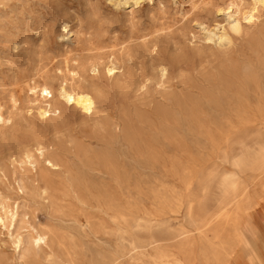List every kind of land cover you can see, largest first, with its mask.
Wrapping results in <instances>:
<instances>
[{"label":"rangeland","instance_id":"1","mask_svg":"<svg viewBox=\"0 0 264 264\" xmlns=\"http://www.w3.org/2000/svg\"><path fill=\"white\" fill-rule=\"evenodd\" d=\"M116 1L0 0V168L14 139L42 130L89 179L49 205L31 192L17 194L0 177V197L18 204L11 231L25 240L33 227L52 234L50 247L25 262L0 226V264H165L174 257L190 264H264V227L260 240L243 246L233 244L229 221L200 227L219 209L234 207L222 203L224 180L247 184L254 201L264 197V170L257 168L264 159V96L257 91L264 85V43L250 39L264 27V5ZM233 19L241 29L231 33L227 49L214 47L199 26L220 32ZM66 58L80 65L95 58L101 68L96 75L79 72L71 82L61 74ZM110 58L123 65L122 74L107 72ZM61 85L105 96L81 109ZM46 101L65 114L56 130L55 113L44 121L38 115ZM8 116L12 123H2ZM239 158L251 163L236 165ZM245 225L237 232L249 238ZM161 253L167 256L160 260Z\"/></svg>","mask_w":264,"mask_h":264},{"label":"bare ground","instance_id":"2","mask_svg":"<svg viewBox=\"0 0 264 264\" xmlns=\"http://www.w3.org/2000/svg\"><path fill=\"white\" fill-rule=\"evenodd\" d=\"M116 2L118 5H121L122 3H126V0H118ZM257 2L264 5V0H257ZM67 22H63L61 24L63 31H65L66 33L70 31V29H68L70 27L69 26L70 24ZM230 22L232 23L230 24ZM199 26L204 31L205 34L204 37L206 38L207 41H212L214 45H216L214 47L218 46L219 48H224V49H227L232 45L234 37L231 36V33L233 34L239 33L241 29V27H239V24L237 21H235V19L229 21L228 30L222 27V31L220 32H218L214 28L208 29L201 23H199ZM250 39L252 42L256 44L264 43V27H260L257 31L252 33ZM226 60L230 62V58H226L225 61ZM231 67L234 68V65ZM100 68H101V62H99L95 58L94 59L91 58L87 60L85 63H82L81 65L75 59L73 60L72 58H66V60L63 63V70L61 71V74L65 78L70 79L71 82H74L80 79L79 72L84 73L87 71V72H91L93 75H96L100 71ZM121 68H123V65H121L120 62H118L116 59L113 58L108 59L107 67H106L107 72L113 75H120L123 72L120 71ZM164 70L165 68L163 67L162 71ZM260 85L261 86H257L258 88L257 91L260 98L262 99V96H264V91H262L264 90V85L262 84ZM37 87L38 86L35 84L31 86L32 90L34 91L36 90ZM60 90L62 95L67 100H73L75 105L79 106L81 109L89 108L91 105H93V103L96 100H101L105 96L101 90H91L87 88L75 89L71 87V89L68 92L66 88H64L63 85H61ZM43 91L46 90L44 89ZM8 101L11 104V106L13 107L16 106L17 99L14 94L10 95V100L8 99ZM51 113H55V116H53L55 118L52 119V126L54 127V129L56 130L57 128L62 127L65 120V114L60 108L50 104L47 101L45 102L44 105L38 106V115L39 117H41V120L43 119L46 120L50 118ZM0 118H1V113H0ZM5 121L6 122L10 121L12 123V117L8 116L7 119L1 120L2 123H5ZM52 146L53 144L48 142L47 135L42 130H29L25 132L23 138L14 139L13 142L10 144V146L7 148V150L4 152V159H5L4 168H0V177L5 178L6 180L5 183L7 185H10L11 188L17 194L31 192L35 194L40 201H43L49 205H52L55 202V200H58L57 202H59L60 200L63 201L65 197L69 196V193L71 191L75 192V186H78L80 184L87 185L89 183V179L87 178L86 172L84 170H82L80 167L76 165H72L71 163H67L65 161L66 160L64 156L65 153H61L59 149L55 147L53 148ZM84 152L86 153V155H90L91 153L87 150H84ZM261 152L264 153V149H262ZM91 155L94 158H99V159L102 158L105 161L107 159H110L108 153H101V154L94 153ZM262 155L259 156L264 158V156ZM249 160L246 158H239L235 160V164L249 165L248 163H251ZM85 168L91 171H98V172L100 171V169L94 166H87ZM257 168L260 170H264V159H262L261 163L258 164ZM262 173L260 172L259 174L262 175ZM222 184L227 188V193H224L225 197L222 203L224 205L234 204V207L231 210L224 207L219 209L218 211L210 215L208 219L201 221L200 227L209 228V226L210 227L213 226L214 223H220L221 221L222 222L229 221V227L233 231V234H231L232 237L230 238L233 239L234 242L233 244H235V246H243L246 244H250V241L251 243H253L257 240H260L259 228L264 227V212H261V205L262 207H264V197L261 198L262 200L254 201L251 197L253 195L250 196L247 191V187H246L247 184L244 185L242 183L241 185H239L233 179L224 180ZM223 185L221 187H223ZM261 189L262 191H264V185H262ZM17 207L18 204L16 202L9 204L5 201L4 198L0 197V226L7 228L9 232L8 236L11 238L13 248L16 254L19 256L20 259H24L26 262L27 259L35 256L38 253V250L46 247H50L52 234L48 230L34 228V227L32 228L29 239L27 240L23 238L21 233L14 234L10 228L14 225V222L17 218ZM118 213H119V220H118L117 231H121V229L124 227L123 212L119 211ZM86 221L88 225L91 223L89 217H86ZM243 223L246 224L245 225L246 229H248L251 234L249 238L245 237L242 234L240 235V233L237 232V229ZM226 243L224 245H226ZM229 243L231 244V241ZM258 246L259 245H257V247ZM221 247L223 248V246ZM165 256L167 255L161 253L158 256V258L161 260ZM242 258L243 257L241 256V259ZM262 263H264V260H262ZM165 264H190V263L186 258L174 257L172 259V262H167Z\"/></svg>","mask_w":264,"mask_h":264}]
</instances>
